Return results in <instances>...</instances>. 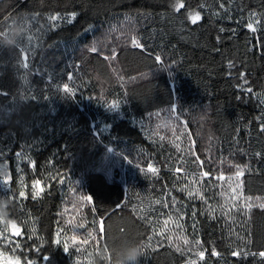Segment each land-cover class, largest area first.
<instances>
[{
  "label": "trees",
  "instance_id": "1",
  "mask_svg": "<svg viewBox=\"0 0 264 264\" xmlns=\"http://www.w3.org/2000/svg\"><path fill=\"white\" fill-rule=\"evenodd\" d=\"M2 185L19 264H264V0H0Z\"/></svg>",
  "mask_w": 264,
  "mask_h": 264
},
{
  "label": "snow or ice",
  "instance_id": "2",
  "mask_svg": "<svg viewBox=\"0 0 264 264\" xmlns=\"http://www.w3.org/2000/svg\"><path fill=\"white\" fill-rule=\"evenodd\" d=\"M184 7V5H183V3H179L178 2V4H177V11H179V9L180 8H183ZM74 15L75 14H73V18H74ZM50 19H52V20H58V19H60L59 17H51ZM190 19H191V21H192V23H196L197 21H199L200 19H201V16H200V13L199 12H196V13H193V14H191L190 15ZM248 27L250 28V29H252V30H254V28H253V24L252 23H249L248 24ZM133 43L134 44H136V41H133ZM138 46V45H137ZM157 59H159V57H157ZM25 67H27V65L25 64L24 65ZM63 91H65V92H69L70 91V89H69V87H68V85L67 84H65L64 86H63ZM112 107H118V105H112ZM149 171H151V172H153V173H155L156 172V169L154 168V167H152V166H149V169H148ZM205 175H207V173H205ZM237 175H240V173L238 172L237 173ZM5 184H7L9 181H8V178H5L4 179V181H3ZM39 183V181H37V184ZM233 191H235V189H233ZM84 199H90L89 197H84ZM14 228H15V226H13ZM16 232H17V234H19V230L18 229H16L15 230ZM203 255V253H201V256ZM261 255H264V253H261Z\"/></svg>",
  "mask_w": 264,
  "mask_h": 264
},
{
  "label": "clouds",
  "instance_id": "3",
  "mask_svg": "<svg viewBox=\"0 0 264 264\" xmlns=\"http://www.w3.org/2000/svg\"><path fill=\"white\" fill-rule=\"evenodd\" d=\"M142 255L143 249L139 245H137L135 248L127 251L124 256V260L127 262V264H138L139 259Z\"/></svg>",
  "mask_w": 264,
  "mask_h": 264
},
{
  "label": "rangeland",
  "instance_id": "4",
  "mask_svg": "<svg viewBox=\"0 0 264 264\" xmlns=\"http://www.w3.org/2000/svg\"><path fill=\"white\" fill-rule=\"evenodd\" d=\"M0 190L6 191L7 186L5 185L0 186ZM16 229L17 228H14V232L17 234V232L15 231ZM0 264H19V263L11 257H5L0 255Z\"/></svg>",
  "mask_w": 264,
  "mask_h": 264
},
{
  "label": "water",
  "instance_id": "5",
  "mask_svg": "<svg viewBox=\"0 0 264 264\" xmlns=\"http://www.w3.org/2000/svg\"><path fill=\"white\" fill-rule=\"evenodd\" d=\"M18 235V234H17Z\"/></svg>",
  "mask_w": 264,
  "mask_h": 264
}]
</instances>
